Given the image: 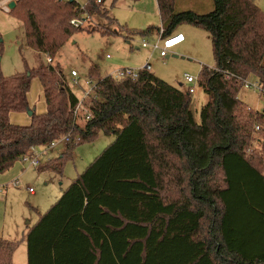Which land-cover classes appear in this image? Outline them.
I'll return each mask as SVG.
<instances>
[{"label":"trees","instance_id":"trees-1","mask_svg":"<svg viewBox=\"0 0 264 264\" xmlns=\"http://www.w3.org/2000/svg\"><path fill=\"white\" fill-rule=\"evenodd\" d=\"M155 1L161 27L142 35L161 32L165 39L185 24L210 38L215 64L199 74L207 97L199 124L187 89L146 68L132 80L100 77L90 67L94 88L83 102L89 117L74 116L79 98L52 62L77 32L70 22L78 5L17 0L9 11L23 25L27 47L45 64L0 77V174L33 148L64 136L71 138L67 150L99 133L115 138L27 232L26 264H264V112L237 99L249 77L264 92V14L252 0H212L207 14L177 13L176 0ZM84 9L82 16L114 22L95 0ZM33 78L40 82L45 113L28 126L13 125L11 113L30 109ZM64 158L49 169L59 174ZM170 187L176 198H169ZM16 245L0 241V264H12Z\"/></svg>","mask_w":264,"mask_h":264},{"label":"rangeland","instance_id":"rangeland-1","mask_svg":"<svg viewBox=\"0 0 264 264\" xmlns=\"http://www.w3.org/2000/svg\"><path fill=\"white\" fill-rule=\"evenodd\" d=\"M73 1L78 5L73 11L76 12L74 19L72 18L79 24L75 27L77 32L62 46L52 64L59 65L76 97L82 98V91L87 89L86 81L92 84L95 81L89 76L90 67H96L99 76L104 77L115 76L122 69L139 70L148 65L154 76L168 84L181 90L194 88V93L190 95V111L195 122L200 123L201 107L206 103L207 97L198 87L199 74L202 67L213 68L215 64L210 38L204 30L185 24L177 26L175 34L180 33L184 40L171 50L168 58H161L158 51L153 49L159 43L157 33L145 36L141 34L148 28L161 27L155 0H102L101 5L107 9L115 23L106 19L98 20L96 16H82L81 12L85 10L89 0ZM252 1L264 14V0ZM10 2L16 4L17 0H0V77L3 78L22 75L39 64H45L44 56L27 47L21 21L9 12L12 11L8 9ZM175 10L177 13L192 11L207 14L213 11V3L212 0H176ZM142 43L147 46L143 47ZM72 70L78 73L76 86L72 83ZM185 75L193 78L194 82L186 84ZM248 80L258 87L256 78L249 77ZM237 99L252 111L264 112V96L255 88L245 89L242 86ZM27 100L33 114L11 113V124L28 126L33 116L45 113L38 79L31 80ZM79 125L82 126L83 122H79ZM260 137L264 143V130ZM114 139L113 136L99 133L94 141L75 146L71 150L66 149L62 140H58L52 148L38 146L33 151L39 160L37 167L29 165L28 156L27 161L18 160L8 171L0 174V241L16 242L12 264H26L27 232ZM63 154L67 158L61 162L60 173L51 171L50 164ZM262 156L264 163V148ZM15 182L18 184L15 185ZM167 194L170 199L177 197V192L172 187ZM203 236H206L205 230L201 234Z\"/></svg>","mask_w":264,"mask_h":264},{"label":"built area","instance_id":"built-area-1","mask_svg":"<svg viewBox=\"0 0 264 264\" xmlns=\"http://www.w3.org/2000/svg\"><path fill=\"white\" fill-rule=\"evenodd\" d=\"M102 0H97V3H101ZM70 24L74 27H78V22L76 20H72L70 22ZM161 34V32H160ZM160 34L158 35V41L159 43L154 45L153 46V49L158 51L159 53V56L161 58H167L168 55L170 54L171 50L173 48H175L176 46L180 45L183 40H184V37L183 35L181 34H173L165 39H161L160 38ZM142 46L143 47H146L147 45L145 43H142ZM52 60L51 58L49 57H46V63H51ZM143 68H146L147 70H149L148 66L146 65L145 67ZM141 68V69H143ZM139 69V70H141ZM139 70H133V69H122V70H119L117 72V74L114 76L116 78H120V79H136L137 78V75H138V72ZM71 77H72V83L76 86L78 85V82L75 80V79H78V73L75 71V70H72L71 71ZM184 79H185V82L188 83V84H191L194 82V79L185 75L184 76ZM85 85L87 86V89L86 90H83L82 91V98L80 97L77 101V104L74 108V111H73V114L74 116H82L84 119H88L89 117V113H88V110L85 109L83 107V102H84V99L87 98V96L89 95V93L93 90L94 88V83L92 84L90 81H86L85 82ZM245 89H252V88H255L257 91H259V94L261 96H264V92L262 91L260 85L255 86L254 84L250 83L248 78L246 80H244L243 82V85H242ZM187 91L189 94H193L194 93V88L193 87H189L187 88ZM254 130L256 132H258L260 130V126H255L254 127ZM59 140H62L66 145H68L70 142H71V138L69 136H64L62 138H60ZM58 140H54L53 142H51L47 147H44V148H52L55 146V143L57 142ZM75 142H78L79 141V138H76L74 139ZM34 148L29 152L27 153L25 156H23L22 158H20V161H27V157L29 156V165L31 167H37L39 165V160L37 158V156L34 154ZM262 177L264 178V172L262 173ZM18 183L15 182V185H17ZM29 192H31V189H29Z\"/></svg>","mask_w":264,"mask_h":264},{"label":"water","instance_id":"water-1","mask_svg":"<svg viewBox=\"0 0 264 264\" xmlns=\"http://www.w3.org/2000/svg\"><path fill=\"white\" fill-rule=\"evenodd\" d=\"M14 7H15V2H10V3L8 4V9H9V10L13 9ZM167 58H168V57H167ZM27 75H28V74H27ZM26 113H27L29 116H31V115L33 114V112L30 111V110L26 111Z\"/></svg>","mask_w":264,"mask_h":264},{"label":"crops","instance_id":"crops-1","mask_svg":"<svg viewBox=\"0 0 264 264\" xmlns=\"http://www.w3.org/2000/svg\"><path fill=\"white\" fill-rule=\"evenodd\" d=\"M156 2V1H155ZM157 9H158V7H157ZM176 34H180V33H178V32H176ZM173 57H174V55H173ZM186 84H188V83H186ZM192 84V83H191ZM188 85H190V84H188ZM189 88V87H188ZM241 239V237L239 236V238H237L236 236H231V240H233V241H235V242H238L239 240ZM228 240V239H227ZM26 263H27V259H26Z\"/></svg>","mask_w":264,"mask_h":264}]
</instances>
